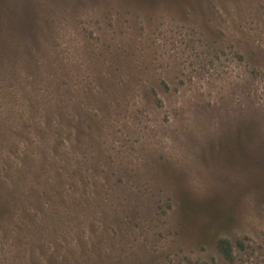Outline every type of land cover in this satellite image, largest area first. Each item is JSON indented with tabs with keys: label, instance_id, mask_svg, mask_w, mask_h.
Returning a JSON list of instances; mask_svg holds the SVG:
<instances>
[{
	"label": "rangeland",
	"instance_id": "374dc122",
	"mask_svg": "<svg viewBox=\"0 0 264 264\" xmlns=\"http://www.w3.org/2000/svg\"><path fill=\"white\" fill-rule=\"evenodd\" d=\"M0 205V264H264V0H0Z\"/></svg>",
	"mask_w": 264,
	"mask_h": 264
},
{
	"label": "trees",
	"instance_id": "16d2710c",
	"mask_svg": "<svg viewBox=\"0 0 264 264\" xmlns=\"http://www.w3.org/2000/svg\"><path fill=\"white\" fill-rule=\"evenodd\" d=\"M5 207L0 205V212L2 210H4ZM217 250L222 254V256L226 259V260H231L232 259V254H231V247L228 243V241L226 240H219L217 242Z\"/></svg>",
	"mask_w": 264,
	"mask_h": 264
}]
</instances>
